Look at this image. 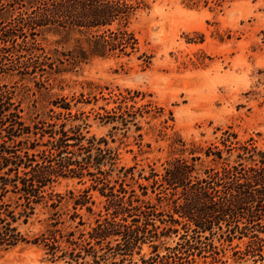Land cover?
Here are the masks:
<instances>
[{
    "label": "trees",
    "instance_id": "1",
    "mask_svg": "<svg viewBox=\"0 0 264 264\" xmlns=\"http://www.w3.org/2000/svg\"><path fill=\"white\" fill-rule=\"evenodd\" d=\"M146 7L144 0H0V77L36 79L49 90L51 77L92 58L130 57L140 51L130 24ZM47 34L74 36L73 44L47 47ZM138 58L149 63L144 52ZM141 95L114 93L115 105L95 116L110 130L96 136L88 114L72 111L89 103L82 93L56 96L39 115L0 85V248L37 245L43 257L30 264H264V144L239 140L229 127L204 146L174 134L160 170L122 164L113 131H138V117L163 112L152 101L136 105ZM67 178L82 191H55ZM94 193L102 199L97 212ZM35 220L40 228L29 236Z\"/></svg>",
    "mask_w": 264,
    "mask_h": 264
},
{
    "label": "rangeland",
    "instance_id": "2",
    "mask_svg": "<svg viewBox=\"0 0 264 264\" xmlns=\"http://www.w3.org/2000/svg\"><path fill=\"white\" fill-rule=\"evenodd\" d=\"M144 2L147 7L138 10L130 24L139 40V52L123 58H92L71 71L51 77L49 90L38 87L36 79L20 80L8 74L0 77V85L15 90L21 106L25 110L32 108L39 115L48 110L56 96L70 99L82 93L89 103H78L72 111L79 108L88 114V130L96 136L107 135L110 130L109 124L95 117L96 112L103 113L100 106L113 107L112 98L119 91H140L143 95L137 98L136 105L152 101L163 109L162 114L156 118L138 117L141 126L138 131L134 126L125 135L121 130L113 131L114 142L110 145L118 146L122 164L138 163L137 168L143 167L144 172L148 163L161 169L160 163L169 154L170 136L174 134L187 144L204 146L218 142L221 131L229 127L239 140L252 137L262 146L264 0ZM73 37L65 40L47 34L44 44L70 48ZM140 52L149 56L148 64L138 58ZM170 113L172 119L164 127L161 121ZM84 186L67 178L60 179L53 188L68 197L70 191L78 194ZM93 199L92 208L97 212L102 199L95 193ZM42 212H38L37 219L45 217ZM80 212L92 222L94 214L84 209ZM39 228L40 222L35 220L26 229L31 236ZM172 239H168V244ZM148 250L143 244L142 253ZM42 257L41 248L31 243L0 248V264L38 263ZM137 257L134 255V259Z\"/></svg>",
    "mask_w": 264,
    "mask_h": 264
}]
</instances>
